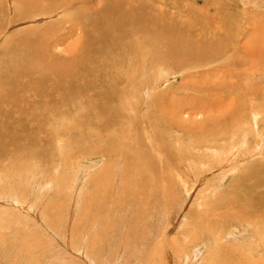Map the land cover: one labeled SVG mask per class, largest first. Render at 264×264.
Listing matches in <instances>:
<instances>
[{
  "label": "rangeland",
  "instance_id": "rangeland-1",
  "mask_svg": "<svg viewBox=\"0 0 264 264\" xmlns=\"http://www.w3.org/2000/svg\"><path fill=\"white\" fill-rule=\"evenodd\" d=\"M20 1L0 0V15L3 16V18L2 16L0 17V21H2L0 24L4 28L0 33V52L22 46L26 44V38L24 37L34 36L33 38L37 39L40 43L44 42L43 44H45L46 42L45 45H38V51L41 53L43 51L46 53L52 51L50 52V54L52 53L50 56L40 57L48 65L60 62L63 64L70 63L72 65L75 57H79L82 53L90 55L93 60L91 63H88L87 58L83 59L82 61L85 62L83 69L68 66L73 71L64 77L75 87L74 98L76 99H74L72 105L71 100L65 104L63 101H59L61 105L60 113H56V116L51 117L52 121L49 122L50 125L48 124L49 117L46 115H43V117L34 115L33 117L35 119L45 118L47 122L30 125L28 121L25 122L26 118L24 117L27 116L18 117L17 114L11 113L9 115V121H6L0 114V120L6 124V127H1L0 125V133L17 137L19 143L24 148L19 152L17 150L15 154L9 153L4 158L0 157V237L3 236L0 241L3 242L8 238H12L15 229H17L18 238L20 237L23 241V252L26 256L24 259L21 257L14 264H173L172 254L168 250L169 246H175L177 248L175 255L177 254V250L179 254L183 252L189 253L182 255V258H186L183 264H221V260H228L231 264V261L234 259L250 263L255 259H263L264 0H246V4L240 3V0H213L221 2V6L225 8L227 17L233 16L229 21L221 24L218 23L220 21L218 18L212 17L214 12L212 7H208V9L202 8L205 3L211 0H201L196 3L191 0H168V2H171L168 5V12H175L176 7L179 6L184 12H192L193 14L200 15L201 19L197 18L196 21L192 22V29H195V33L197 34L193 33L194 38L208 43L206 45H210L211 41L221 42L222 50L220 59L209 62L205 66H191L185 71L178 70L176 66L171 64L170 68L162 65L154 68L155 64L150 63L147 57L144 58L145 60L143 62L145 68L143 66L144 69L141 70L142 67L137 69L135 64L128 62V59H132V56L125 58L127 65L120 67V69L117 66L115 69L116 65L113 58L110 56V61L107 57L109 47H98V51L95 48L85 50L81 44L75 47L78 42L80 43L81 39L90 35L101 34L104 26L101 18L105 17L111 9L120 8L119 0H67L72 6L70 11L60 12V9H56L51 15H40V18L38 17L39 15L35 16L28 11H23ZM158 7V0H143L137 9L141 10L143 14H151ZM240 7L241 9L243 7L248 9L250 13H243L246 16L239 15L241 13ZM258 11L260 12L257 13ZM5 13H8V15H5ZM176 14V17L165 18L166 20L163 19L160 22L167 23L171 21L174 25L177 24L179 25L178 27H183L185 30V25H183L182 21H187L186 23H188L192 19V16L186 13L182 16H179L178 13ZM237 17L240 19H237ZM246 17L251 22L246 23L248 25L245 32H243L245 28L241 27V21L243 20L242 24H244V21L247 19ZM8 18L9 21H12L11 24H9ZM23 19L24 23L21 22ZM35 19L38 20L35 21ZM232 22L235 24H232ZM237 22L239 23L237 24ZM55 23L56 27L53 28ZM226 23L232 28L230 29ZM252 26L255 30H251ZM49 30L51 31L49 32ZM119 31V35L110 38L104 43L110 42L114 46L115 42L118 41L119 44L123 45L122 50H124L129 40L141 38L144 34L135 32L127 26H120ZM231 34L235 36L233 37ZM129 43L135 44L133 41H129ZM27 50L30 49L25 48L19 51L16 62L25 63L30 60L37 61L26 52ZM146 50L145 47L142 48L143 54L141 56H145L147 53ZM8 52H6V55ZM213 54L215 55L216 53ZM227 62L230 63L228 64ZM140 70L144 75L142 77L137 76ZM156 70L160 72L158 74L159 76L156 74ZM75 71H79V73ZM208 71L210 72L208 73ZM71 75L72 77H70ZM156 76L160 77L161 82H163L162 85H159L161 82L157 83V85L148 84L154 82L153 80ZM144 77L147 79L145 78L144 80ZM143 80L145 83H143L142 90L145 86L147 90H145V93L142 91L141 95H139L140 92L134 95L136 93L135 86ZM128 81H131L133 85L129 86ZM18 83L21 89H26L24 81ZM149 86L157 87L155 93L159 94L160 97L155 102H153V99L151 100V104L154 106H151V109L146 112V105L144 106L138 100L133 101L132 98L139 99L140 97L143 103L146 102L148 99L146 93ZM2 92H8L7 86L0 89V94ZM54 96L52 95V97ZM129 106H132L133 109L127 110ZM41 110L36 109V111ZM134 110L135 112H133ZM143 118L147 119L145 122L147 124L148 121L149 125L144 124ZM200 120L204 121L206 126L198 127L202 122L199 123ZM63 123L69 124L67 129L62 128ZM253 123L257 124L256 131L252 125ZM9 125H12L11 128L7 127ZM146 126L147 128H144ZM52 128L64 132L61 133L63 136L61 135L60 137L54 133L53 137L59 138L56 142L51 141V136L48 132ZM205 128L207 131H212L216 135L215 137L218 136L220 130L222 135V131L226 129V137L223 135V138L218 139L219 141H216L214 144V148L217 152L219 151L218 153L221 154V148L225 150V153L229 150L233 152L237 148L235 158L239 159L241 157V153L239 155V152L246 147L251 150L253 149L250 153L252 157L239 160L237 165L232 167L233 171L229 172L228 177L222 181H218L221 172L216 171V168L214 169L215 171L213 169L205 170L206 172L200 175L202 176L206 173L205 180L194 182L195 184L193 183L192 186L186 183L187 186L191 187L187 191V194L182 196L184 191H179V179L176 181L179 178L177 175L183 172L182 166L175 162L177 166L169 171L165 155H168L172 161H175L179 155L183 158L185 150L191 149L189 144H192L194 141L200 142L206 140L205 135L207 133L205 132ZM152 130L155 131L152 132ZM232 133L234 135H231ZM40 134L43 136L42 140L39 139ZM151 135L152 138L154 137L153 139L160 142V146L163 145L159 153L156 149H151L147 144L152 143L153 139ZM62 137L65 139H60ZM66 137H69L70 141ZM133 138L138 140L139 148L137 147L132 150L135 152V159L131 160L129 159L131 158L130 153L124 149V144L128 142L130 147L135 146L136 141ZM58 140L61 141V145L57 143ZM175 140L177 141L176 143ZM230 141L234 142L235 146H230V149H227V145L224 146V144ZM2 142L3 140L0 141V144ZM242 143L246 146H242ZM111 148H114V153H116L115 158L114 156L110 158L107 154V151H111ZM179 149L180 151H178ZM165 151H167V154L165 153L164 155ZM209 152L207 151V153ZM143 156L150 158L149 161L152 162L154 174L150 170L146 172L145 167H140L137 170L133 169L130 162L136 163ZM226 158L227 155H225V160ZM17 159L26 160L25 162L28 163V170L26 172L29 169L32 171L35 169L38 170L39 173L36 177L38 178L39 184L43 182L41 179H45L44 185L39 189L40 194L45 191L38 198V200H43L38 202L39 210L25 207L27 204L20 201L19 198H16L17 202H15V205L12 202L6 205L4 204L5 201L2 200L9 194V185L13 186L16 184L17 186L20 183L21 177L28 174L18 170V167H23V163ZM198 159H194L192 161L193 164H201L202 158L200 160ZM10 160H15L16 165L14 167L10 165ZM158 162H161V165H165L163 169H165L166 174L169 172L175 174L174 176L170 173L171 184H167L168 186L166 188H163V186L167 180L163 183L160 181V177H169L163 176V172H159L161 167L160 164L158 167ZM110 164H112L111 167ZM74 167L75 170L73 169ZM224 167H227L226 164L219 165L217 166V170H221ZM256 167H260L258 176L249 172ZM85 168L87 170L85 172L82 171L81 182L77 178L74 179V192L71 189L72 187H66L68 183L72 184L73 173ZM108 169L109 173L107 174ZM123 170L129 172L127 173L128 175H126V172L123 175ZM114 171L117 172L115 173ZM130 171L133 172L131 173ZM112 173H115L114 175L118 177L117 181L112 178L114 176ZM96 174L97 178L93 180ZM176 176L177 178H175ZM200 176H197V179ZM122 177L124 182L121 180ZM107 178L109 179L110 186L107 185ZM85 179L88 180L84 185L83 182ZM33 180L34 178L28 180L30 187L34 185ZM190 180L188 178V182ZM216 180L220 183V188L212 190ZM23 181L25 183V180ZM102 183L105 185L103 186ZM99 185H101L102 189ZM97 190L99 192L101 191L102 195ZM17 191L19 190L17 189ZM87 191L89 192L87 193ZM92 191L95 192L94 196ZM153 191L154 197L152 194ZM33 192L37 194L34 189ZM103 192L105 194L108 192V195H105ZM110 193L113 195V199L109 196ZM13 194L15 197H18L16 193ZM104 195V199H101ZM96 196L98 199L96 198V200L92 201ZM111 199L112 201L109 202ZM103 200L105 201L103 202ZM203 202L206 204L204 207ZM33 204L35 203L33 202ZM114 204L116 207H112L115 206ZM149 205H153L151 212H144V210L148 209L147 207ZM86 206L89 208L85 210V214L84 210L82 211L81 209ZM109 207H111L110 213L106 211ZM169 207L174 210L172 214L167 211ZM99 211L104 212V214ZM122 212L127 214H123L121 218L127 215L126 219L128 222H124L126 221L124 218V221L121 222L120 215ZM78 213L81 216L84 215L82 218L86 220L87 227L85 226V222L83 224L84 226L76 225V221L78 222L80 216ZM91 213L92 215L89 216ZM139 215H143L144 219V225L140 227L136 226L135 221L138 220L135 217ZM41 220L43 221L41 222ZM243 220L250 224H247ZM251 220H259V224L255 226V223L251 222ZM122 223L123 225L121 226ZM54 224L58 226L55 227ZM92 227L93 232L90 230ZM257 227L260 228L258 229ZM81 229L82 231L80 232ZM80 233L83 234L81 235ZM88 233H91L90 237L94 239H91L87 235ZM98 233H101V237L99 238L98 236L100 234ZM62 234H64V237H62ZM128 234L130 235L128 236ZM133 234L136 236L133 239L134 241L132 240ZM218 234L221 237H216ZM77 235H81L80 239ZM105 236H108V238ZM64 240L66 241L63 242ZM187 240H196L194 241L196 243L194 246L190 244L191 242L188 243L186 249L184 244ZM208 243L210 244L208 247V249L210 248L209 252L207 250ZM221 243H225L226 245L221 246ZM248 244H251L249 247L253 248L254 253L251 254L248 252ZM0 249V264H10V261L15 260L12 257L13 253L8 256L10 252L8 246L6 247L2 244ZM198 249H200V252L197 254L196 251ZM161 260H164L166 263H163Z\"/></svg>",
  "mask_w": 264,
  "mask_h": 264
},
{
  "label": "bare ground",
  "instance_id": "bare-ground-1",
  "mask_svg": "<svg viewBox=\"0 0 264 264\" xmlns=\"http://www.w3.org/2000/svg\"><path fill=\"white\" fill-rule=\"evenodd\" d=\"M120 1V8H114V9H111L109 11V13L101 18L102 21L104 22V26H103V29H102V32L101 34H96V35H90L86 38H83L81 39L80 43L78 42L76 44L75 47H77L78 44H81L83 46V48L85 50H90L91 48H95L96 51H98V47L100 48H103V47H109V51L107 52V57L108 59L111 61L110 59V56L113 58V61L115 62V69L117 68V66L119 67H123L124 65H127V62L125 60L126 57H129V56H132V59H128V62H131L133 64H135L137 66V69H140L141 67V70L145 68L144 66V58H148L150 60V63H154L155 67H160V65L162 66H167L170 68V64L171 65H174L176 66V69L178 70H188V68H190L191 66H205L207 65V63L209 62H213V61H216V59H220L221 58V50H222V47H221V42L220 41H211V44L210 45H206L208 43H204L202 40L200 39H197V38H194V35L193 33H195V29L193 30L192 29V22L193 21H196L197 18H200V15H196V14H193L192 12H184L182 11L179 6L176 7V11L175 12H168V5L171 3V2H168V0H158V3H159V7L157 8V10L151 14H143L141 10L137 9L139 4L143 1V0H119ZM174 1V0H173ZM192 2L196 3V2H199L201 0H191ZM10 3V2H9ZM55 3V4H54ZM240 3L242 4H246L247 1L246 0H240ZM250 3V2H249ZM15 4V2H14ZM20 4L22 5V10L24 11H28L29 13H32L33 15L35 16H38L39 18L44 14H49L51 15L56 9H60L59 11L60 12H65V11H70L71 10V5L69 3V1L67 0H21L20 1ZM259 4V3H258ZM257 5V4H256ZM54 7V8H53ZM208 7H212L214 12H213V15L212 17L214 18H218V23L221 24L225 21H229V19L233 16H230V17H227V15L225 14V8L223 6H221V2H218V1H209L208 3H205V5L202 7V8H206L208 9ZM244 8V7H243ZM241 9V13L239 15H245L243 13H246V12H249L248 9ZM10 9V8H9ZM260 10V9H259ZM2 11V10H1ZM5 11V10H4ZM12 11V10H11ZM202 11V10H201ZM205 11V10H204ZM57 12V11H56ZM55 12V14H56ZM59 12V13H60ZM260 11H258L257 13H259ZM1 13V12H0ZM3 13V12H2ZM28 13V14H29ZM179 14V16H182V15H185V13L187 15H191L192 16V19H190L188 21V23L183 22V25H185V30L184 28H180L178 27L179 25H174V23H172L171 21L170 22H165V23H161L163 19L165 18H169V17H176L177 14ZM250 13V12H249ZM4 14V13H3ZM247 14V13H246ZM5 15H8V13ZM41 15V16H40ZM54 15V14H53ZM59 15V14H58ZM217 15V16H216ZM249 15V14H248ZM2 15H0L1 17ZM12 16V15H11ZM246 16V15H245ZM255 16V15H254ZM252 16V17H254ZM9 17H10V14H9ZM235 17V16H234ZM3 18V16H2ZM13 18V17H12ZM11 18V19H12ZM29 18V17H28ZM247 18V17H246ZM250 18V17H249ZM6 19V17H5ZM47 19V17H46ZM49 19V18H48ZM52 19V18H50ZM57 19V18H56ZM176 19V18H175ZM178 19V18H177ZM201 19V18H200ZM207 19V18H206ZM237 19H240L239 17H237ZM253 19V18H252ZM3 20V19H2ZM38 20V19H35V21ZM42 20V19H40ZM166 20V19H165ZM5 21V20H4ZM3 21V22H4ZM8 21H9V18H8ZM7 21V22H8ZM24 19L21 21L23 22ZM35 21H34V24H35ZM161 21V22H160ZM175 21V20H174ZM177 21V20H176ZM236 21V20H234ZM243 21V20H242ZM242 21H241V27H244V31L246 30L247 28V25L246 23H250L251 20L250 19H246L244 21V24H242ZM2 21H0L1 23ZM15 22V21H13ZM164 22V21H163ZM200 22V21H199ZM257 22V21H255ZM12 21H9V24H11ZM24 23V22H23ZM26 23V22H25ZM60 23V22H59ZM208 23V22H207ZM230 23V22H229ZM239 22H237L238 24ZM2 24H5V23H2ZM200 24V23H199ZM227 24V23H226ZM225 24V26H226ZM232 24H235L232 22ZM33 25V24H32ZM62 25V23H61ZM228 27L231 25L227 24ZM51 26H53L51 24ZM120 26H127L128 28L132 29L133 31L135 32H138V33H144L141 38H133L132 40H129V41H133L135 42V44H130L129 41L126 43L125 47H124V50H122V47L123 45L122 44H119L118 41L115 42V45L113 46L112 43L108 42V43H104L106 42L107 40H109L110 38L112 37H115L117 35L120 34V31H119V28ZM233 26V25H232ZM257 26V25H256ZM56 27V23L55 25L53 26V28ZM64 27V26H63ZM67 27V26H66ZM203 27V26H202ZM234 27V26H233ZM258 27V26H257ZM62 28V27H61ZM205 28V26H204ZM230 28V27H229ZM232 28V27H231ZM230 28V29H231ZM256 28V27H255ZM67 29V28H66ZM71 29V27H70ZM202 30V28H200ZM4 28L1 27V24H0V33L1 31H3ZM52 30V29H51ZM49 30V32L51 31ZM206 30V29H205ZM251 30H255L253 29V26L251 28ZM257 30V29H256ZM264 30V29H263ZM9 31V30H8ZM44 31V30H43ZM48 32V30H46ZM45 31V32H46ZM204 31V30H202ZM207 31V30H206ZM44 32V33H45ZM231 32V31H230ZM222 33V32H221ZM8 34V33H7ZM6 34V35H7ZM196 34V33H195ZM199 34H201L199 32ZM198 34V35H199ZM254 34V33H253ZM252 34V35H253ZM258 34V33H257ZM37 35V34H36ZM197 35V34H196ZM232 35V34H231ZM262 35V34H261ZM12 36V35H11ZM41 37V35H39ZM233 36V35H232ZM235 36V35H234ZM233 36V37H234ZM28 37V38H27ZM34 37V36H33ZM33 37H29V36H26L24 38H26V44H23L22 46H19V47H13L11 49H8V51L4 50L3 52H0V54H2L1 57L0 56V89H3L4 86H7V89H8V92H2L0 94V114L1 116L6 120V121H9V118H10V114L12 113H15L18 115V117H24V116H27V117H24L26 118V121H28V124L30 125H34V124H43L44 122H47L45 120V118H37L35 119L33 116L34 115H38L39 117H43V115H46L47 117H49L48 119V124L49 122L52 121L51 117L52 116H56L57 114L56 113H60V109H61V105L59 104V101H63V103L65 104L67 101L71 100V105L74 101V94H75V87L73 86L72 83L69 82V80L67 78H65L64 76H67L68 74H71L73 70L69 69L68 66H73V67H76L77 69H83L84 65H85V62H83L82 60L83 59H88V63H91L92 62V57L86 53H82L79 57H75L74 61H73V64L70 65L69 64H63V63H53V64H46L45 62H43L40 57H45V56H50V51L48 54L43 51L42 53L40 51L37 50L38 48V45H45L43 43H40L39 41H37V39H34ZM37 37V36H36ZM263 37V36H262ZM18 39V38H16ZM42 39V37H41ZM14 40V39H13ZM20 40V39H19ZM40 40V39H39ZM43 41L44 38L42 39ZM256 40V38H255ZM262 41V40H261ZM210 42V41H209ZM11 43V42H10ZM13 43V42H12ZM96 44H98V46H96ZM255 44V43H254ZM256 45V44H255ZM262 45V44H261ZM11 46V45H10ZM145 47V49H147V53L145 54V56H141V54H143L142 52V48ZM25 48H29L30 50H27L26 52L34 59H36L37 61L35 60H30V61H27V62H23V63H18L16 62L17 59L16 57L19 56V51L21 49H25ZM49 50V49H48ZM211 51L212 54H211ZM6 52H8V54L6 55ZM262 52V51H261ZM264 52V51H263ZM151 53V54H150ZM213 53H216L215 55ZM261 55V54H260ZM11 56V58H10ZM263 58V57H262ZM10 59V60H9ZM28 59V58H27ZM233 59V58H232ZM9 60V61H8ZM125 60V62H124ZM153 60V61H152ZM231 60V59H230ZM231 62V61H230ZM229 62V63H230ZM225 63V62H224ZM228 63V62H227ZM228 63V64H229ZM233 64V63H232ZM144 66V68H143ZM222 66V64H221ZM207 68V67H206ZM216 68V67H215ZM135 69V68H134ZM220 69V68H219ZM139 72V74H137V76L139 77H142L144 76L143 75V72ZM137 71V70H136ZM166 71V70H165ZM168 71V70H167ZM214 71V70H213ZM75 72H78L79 71H75ZM133 72V71H132ZM138 72V71H137ZM156 74L158 75L160 72L158 70L155 71ZM210 71H208L209 73ZM220 73V72H219ZM218 73V74H219ZM132 74H135V73H132ZM210 74H213V73H210ZM221 74V73H220ZM60 76H63L60 78ZM159 76V75H158ZM162 76V75H161ZM72 77V75L70 76ZM146 77H144V80H145ZM147 79V78H146ZM141 81L139 82L135 88H136V93H134V95L138 94V92H140L139 95H141L142 91L145 93V90H147L145 87L143 88L142 90V86H143V83H145V81ZM149 80V79H148ZM10 81V82H9ZM20 81H24L25 82V87L26 89H21L20 88V84L18 82ZM154 82H151V83H148V84H151V85H157V83H160L161 82V79L160 77H155ZM129 84V86H132L133 84L131 83V81H128L127 82ZM135 83V82H134ZM141 83V84H140ZM163 82H161L159 85H162ZM242 83V82H241ZM135 85V84H134ZM223 86V85H222ZM148 87V85H147ZM185 87V86H184ZM151 88H153V90H151ZM157 87L155 86H149V89L147 91V95H148V99L146 102H142V99L139 97V99H135V98H132L133 101H136L138 100V102L141 101V103L145 106L146 105V112H148L150 109H151V106L153 107L154 105L151 104V100L153 99V102L156 101V99L158 97H160L159 94L155 93ZM149 90H150V93H149ZM223 90V89H222ZM231 90V89H230ZM228 91V90H227ZM222 94V93H221ZM237 94V93H236ZM52 95H55L54 97H52ZM145 95V94H144ZM143 95V96H144ZM162 96V95H161ZM147 97V96H146ZM78 99V98H77ZM125 100V99H124ZM235 100V99H234ZM37 101V102H36ZM130 101V100H129ZM239 101V100H238ZM125 102V101H124ZM158 102V101H157ZM248 102V101H247ZM130 104V102H128ZM245 103V102H244ZM129 104H126V105H129ZM248 104V103H247ZM142 105V106H143ZM156 106V105H155ZM251 107V106H250ZM239 108V107H237ZM243 108V107H241ZM245 108V107H244ZM36 109H42L41 111H36ZM132 106L128 107L127 110H132ZM191 109V107H190ZM240 109V108H239ZM136 110V109H135ZM135 110L133 112H135ZM220 110V109H219ZM249 110V109H248ZM46 111V112H45ZM234 111V109H233ZM241 111V110H240ZM250 111V110H249ZM144 111V113H146ZM251 112V111H250ZM46 113V114H45ZM229 113V112H228ZM151 114V113H150ZM218 114V113H217ZM217 114H216V117H217ZM234 114V113H232ZM245 114V113H244ZM251 114V113H250ZM132 115V114H131ZM134 115V113H133ZM132 115V116H133ZM238 115H239V112H238ZM59 116V115H58ZM162 116H164L162 114ZM233 116V115H232ZM130 117V115H129ZM135 117V116H134ZM145 117V115H144ZM150 117V116H149ZM238 117V116H237ZM244 117V116H243ZM132 118V117H131ZM142 118V117H141ZM147 118V117H145ZM228 118V117H227ZM245 118V117H244ZM251 118V116H250ZM148 119V118H147ZM147 119H144V122L145 120ZM165 120H168L167 118H164ZM216 119V118H215ZM214 119V120H215ZM233 119V118H232ZM236 119V118H235ZM241 119V118H240ZM133 120V118H132ZM142 120V121H143ZM154 120V119H153ZM238 120V119H237ZM261 120V119H260ZM202 120L199 121V123L201 122ZM138 122V121H137ZM151 122V121H150ZM161 123V122H160ZM263 123V122H262ZM146 124V122L144 123ZM147 124H148V121H147ZM146 124V125H147ZM0 125L1 127H6V124L5 123H2V120H0ZM50 125V124H49ZM69 124L67 123H63L62 125V128L63 129H67ZM149 125V124H148ZM206 126V123L204 121H202L198 127H203V126ZM208 125V124H207ZM255 131H256V128H257V124L256 123H253L252 124ZM12 125H9L7 126L8 128H11ZM145 126V125H143ZM53 127V126H52ZM70 127V126H69ZM151 127V126H150ZM50 128V127H49ZM144 128H147L144 127ZM152 128V127H151ZM158 128V127H157ZM149 129V128H148ZM147 129V130H148ZM153 129V128H152ZM141 130H142V127H141ZM226 130V129H225ZM223 130L222 131V135H221V130L218 132V136L215 137L216 135L211 131H207L206 128H205V132L207 133V135H205V138L206 140L204 141H194L192 144H189L191 149H186L185 150V154H184V157L181 158L180 155L179 157L175 160V161H172L170 160V158L168 157V155L166 156L165 153L167 154V151L164 152V155H165V160H166V163L168 164V168H169V171L170 169H174L177 164L179 163L181 166H182V170L183 172L182 173H179L180 175H177L179 178H177V176L175 178L176 181L178 180V186H180L179 188V191H184L182 196L183 195H186L187 194V191L189 190V188L193 185L194 182H200L202 180H205L204 177L205 175H207L206 173L202 176H200L202 173L206 172L205 170H211L213 169V171H219L221 172V176L220 178H218V181H222L224 178L228 177V173L229 172H232L233 171V168L232 167H235L238 163L239 160H245L246 158L249 159L252 157V154H250L253 149H248V148H243V150L241 152H239V155L241 153V157L239 159L235 158V156L237 155L236 151H237V148L234 149V151L232 152V150H229L225 153V150H223L221 148V154L217 152V150L214 148L215 147V142L216 141H219L218 139L220 138H223V135L226 137L225 133L227 131ZM228 130V129H227ZM138 131V130H136ZM135 131V132H136ZM143 131V130H142ZM151 131V130H150ZM155 131V130H152V132ZM232 131V130H230ZM44 132V131H43ZM51 136V141L52 142H56L57 139H59L58 137H60L62 134L61 133H64L63 131H60L58 129H49L48 131ZM129 132V131H128ZM233 132V131H232ZM254 132V131H253ZM54 133L58 134V137H53ZM131 133V132H130ZM138 133V132H137ZM140 133V132H139ZM145 133V132H144ZM157 133V132H156ZM155 133V134H156ZM125 134V133H123ZM153 134V133H151ZM136 135V134H135ZM157 135V134H156ZM231 135H234V133H232ZM63 136V135H62ZM144 137V136H143ZM149 137V136H148ZM68 138V141H70L69 137H66ZM132 138V137H131ZM142 138V137H141ZM145 138V137H144ZM151 138H152V135H151ZM154 138V137H153ZM152 138V139H153ZM39 139L42 140L43 139V136L40 134L39 135ZM60 139H65L64 137L60 138ZM135 141H136V145L133 146V147H130V145H128V142L124 144V149L126 151H128L130 153V157L129 159L131 160H134L135 159V152L132 151L134 148H137L139 146L138 144V140L133 138ZM147 139V138H146ZM3 142L0 144V157H5V155L7 154H12V153H16L17 150L18 152L21 150H23V146L19 143L18 141V138L13 136V135H9L7 136L6 134L4 133H0V141ZM126 140V139H125ZM148 140V139H147ZM262 141V139H260ZM127 141V140H126ZM149 141V140H148ZM224 141V140H223ZM122 142V141H121ZM174 142V141H173ZM177 141L175 140V143ZM244 142V140H243ZM59 145H61V141L58 140L57 142ZM118 143V142H117ZM120 143V142H119ZM123 144V143H122ZM149 145V147L151 149H156L157 152L159 153L161 151V149L163 148L162 146L163 145H159L160 142H158L156 139H153L152 140V143H147ZM243 144V143H242ZM241 144V145H242ZM258 144V143H257ZM264 144V143H263ZM227 145V149H230V146H235V143L234 142H227L224 144V146ZM242 146H246V145H242ZM241 146V147H242ZM19 148H22V149H19ZM105 148V147H104ZM131 148V149H129ZM139 148V147H138ZM9 149V150H8ZM145 149V148H144ZM239 149V148H238ZM44 150V149H43ZM216 150V151H215ZM258 150V149H257ZM180 151V149L178 150ZM207 151H210L209 153H207ZM42 152V151H41ZM156 153V152H155ZM233 153V154H232ZM107 154L108 156L111 158V156H114V158L116 157V153H114V148H111V151L108 150L107 151ZM142 154V153H141ZM157 154V153H156ZM232 154V155H231ZM236 154V155H235ZM158 155V154H157ZM225 155H227V158L225 160ZM120 157V156H119ZM198 158H202V162L201 164L200 163H197L195 165V163L193 164V160L194 159H198ZM7 159V158H6ZM142 159H144V161H142ZM191 159V160H190ZM198 159V160H200ZM216 159V160H215ZM9 160V159H8ZM17 160H20L22 163H23V167H18V170L19 171H24L26 172L28 170L27 168V162H25L26 160L24 159H17ZM116 160V159H115ZM150 158L148 156H143L142 158H140L136 163H133V162H130L133 169L134 170H137L139 169L140 167H145L146 169V172L148 170L151 171L152 174L153 173V165H152V162L149 161ZM197 160V161H198ZM15 160H10V165L11 166H15ZM106 161V160H105ZM112 161V160H111ZM188 161H190V163H188ZM195 161V162H197ZM218 161V162H217ZM222 161V162H221ZM227 161V162H226ZM247 161V160H246ZM110 163V162H109ZM159 164H160V169H159V172H163L162 174H164L163 176H168L169 178H162L160 177V181H162L164 183V181L167 180L166 184L164 183V186L163 188H166L168 185L167 184H171L170 182V173L172 172H169L168 174L165 173V169H163V167L165 168V165H161V162H158V167H159ZM166 164V165H167ZM222 164H226L227 167H224L223 169L221 170H217V166L219 165H222ZM112 164H110V167H111ZM114 165V163H113ZM116 165V164H115ZM124 165V163H123ZM130 165V166H131ZM77 166V165H76ZM75 166V167H76ZM129 166V168H130ZM73 167V166H72ZM71 167V168H72ZM75 167L73 168L75 170ZM78 167V166H77ZM119 167V166H117ZM124 167V166H123ZM103 168V167H102ZM125 168V167H124ZM128 168V167H127ZM216 168V169H215ZM228 168V169H227ZM232 168V170H231ZM72 169V170H73ZM77 169V168H76ZM132 169V168H131ZM130 169V170H131ZM204 169V170H203ZM215 169V170H214ZM224 169H227V170H224ZM87 169H79L78 172L75 171L74 174V177L72 178V184L71 183H68L66 187H72L71 189L73 190L74 192V186H75V178H77V180H80L82 179V171L85 172ZM113 170V169H112ZM122 170V169H121ZM125 170V169H124ZM123 170V175H124V171ZM105 171V170H103ZM107 174L109 173V169L107 170ZM111 171V169H110ZM260 171V167H256L254 168L253 170L249 171L251 173H253V175L255 176H258V173ZM113 172V171H112ZM115 172V171H114ZM117 172V171H116ZM115 172V173H116ZM131 173L133 171H130ZM135 172V171H134ZM28 173V174H26ZM25 176H22L21 179H20V183H18V185L16 186V184H14L13 186L9 185L8 187V192L9 194L4 197L2 200H4V204L8 205L10 202L13 203V205H15V202H17V199L16 198H19L20 201L26 203L27 205L25 207L27 208H34V209H37L39 210V207H38V202L40 201H43V200H38V198L40 197V195H43L45 193V191L43 193H39V189L41 188L42 185H44V181L45 179H41L43 180V182H41L39 184L38 182V178L36 177V175L39 173L37 169H35L34 171H32L31 169H29L28 172H26ZM105 173V172H104ZM114 173V174H115ZM127 173L129 172H126V175H128ZM98 174V173H97ZM97 174L95 175L94 179L95 180L97 178ZM113 174V173H112ZM111 174V175H112ZM113 174V175H114ZM121 174V172H120ZM151 174V176H153ZM174 176L175 174L172 173ZM200 176L198 179H197V176ZM72 176V175H71ZM122 176V174H121ZM131 176V175H130ZM150 176V177H151ZM106 177V176H105ZM108 177V175H107ZM110 177V176H109ZM125 178V176H123ZM123 177H122V182H124L123 180ZM128 177V176H127ZM126 177V178H127ZM30 178H34L33 182H34V185L33 187L29 186L30 184H28V180H30ZM37 178V179H35ZM39 178H42V177H39ZM101 178V177H100ZM115 181H117L118 177L117 176H113L112 177ZM157 178V177H156ZM181 178V179H180ZM188 178L191 179L190 182H188ZM25 180V183L24 181ZM88 179H85L84 180V185L86 184ZM112 180V179H111ZM126 180V179H125ZM130 180V179H129ZM128 180V181H129ZM158 180V179H157ZM101 181V180H100ZM106 181V179H105ZM107 185L110 186V182H109V179L107 178ZM77 182V181H76ZM81 182V180L79 181ZM77 182V183H79ZM131 182V181H130ZM206 182V181H205ZM119 185H120V182L118 181ZM128 183V182H127ZM190 184L191 186H187L186 185ZM207 183V182H206ZM19 184H21V186H19ZM70 184V185H69ZM98 184V183H97ZM96 184V185H97ZM129 184V183H128ZM195 184V183H194ZM103 185V183H102ZM105 185V184H104ZM103 185V186H104ZM222 185V184H221ZM78 186V185H77ZM82 186V185H81ZM100 188H101V185H99ZM57 187V186H56ZM217 187V188H215ZM76 188V187H75ZM96 188V187H95ZM220 188V183L217 182V180L215 181L214 183V186L212 187V190L213 189H218ZM19 190L16 192V190ZM33 189L34 191H36L37 194H35L33 192ZM90 189V188H89ZM102 189V188H101ZM100 189V190H101ZM109 189V188H108ZM127 189V188H125ZM76 190V189H75ZM79 190V189H77ZM117 190V189H116ZM94 191V190H93ZM92 191V192H93ZM99 192V190H97ZM103 191V190H101ZM100 191V192H101ZM68 192V191H67ZM78 192V191H77ZM89 191H87L88 193ZM96 192V190H95ZM95 192H93V196L95 195ZM99 192V194H100ZM106 192V190H105ZM1 193V191H0ZM3 193V192H2ZM13 193H16V195L18 197H15V195ZM18 193V194H17ZM104 193V192H103ZM108 193V192H107ZM105 194V195H108V194ZM158 193V192H157ZM97 194V192H96ZM148 194V193H147ZM146 194V195H147ZM153 197H154V191H153ZM159 194V193H158ZM14 195V196H13ZM66 195H68V193H66ZM87 195V194H86ZM91 195V194H89ZM98 195V194H97ZM101 195H102V192H101ZM102 196L101 199H104ZM157 195V194H156ZM221 195V194H220ZM4 196V195H3ZM73 196V194H72ZM92 196V195H91ZM90 196V198H91ZM111 198L113 195H110ZM109 196H108V199H109ZM15 197V198H14ZM101 197V196H100ZM107 197V196H106ZM181 197V195H180ZM88 197V199H90ZM97 196L95 197V199H93L92 201L96 200ZM152 198V197H151ZM150 198V199H151ZM98 199V198H97ZM107 199V198H105ZM113 199V198H112ZM112 199L109 201L111 202ZM138 199V198H137ZM155 199V198H153ZM38 200V201H37ZM149 200V199H148ZM105 200H103L104 202ZM154 201V200H153ZM163 201H165L163 199ZM204 201V200H203ZM33 202L35 204H33ZM83 202V201H82ZM115 202V201H114ZM11 203V204H12ZM89 203V201H88ZM102 203V202H101ZM204 203V202H203ZM18 204V203H17ZM87 204V203H86ZM96 204V203H95ZM97 204L99 205V202L97 201ZM23 204H21L22 206ZM37 207H36V206ZM76 205V204H75ZM81 205V204H80ZM79 205V206H80ZM83 205V204H82ZM101 205V204H100ZM115 205V204H114ZM174 205V204H173ZM206 204L204 203L203 204V207L205 206ZM20 206V207H21ZM41 206H42V203H41ZM41 206H40V209H41ZM106 206V205H105ZM109 206V205H108ZM11 207V206H10ZM24 207V206H22ZM112 207H116L115 206H112ZM153 205H149L146 209L144 210V212H147V211H150L151 212V209H152ZM157 207V206H156ZM160 207V206H159ZM89 207L86 206L84 207L83 209H81L82 211L86 209H88ZM111 207L107 208L106 211H108V213H110ZM122 208V207H121ZM120 208V209H121ZM24 209V208H23ZM77 209V208H76ZM95 209V208H94ZM104 209V207H103ZM123 209V208H122ZM160 209V208H159ZM162 209V208H161ZM213 209V208H212ZM42 210V209H41ZM93 210V209H92ZM96 210V209H95ZM116 210V209H115ZM118 210V209H117ZM164 210V209H163ZM209 210V209H208ZM207 210V211H208ZM72 211V210H71ZM122 211V210H121ZM120 211V213H121ZM153 211V210H152ZM168 213H173L174 210L173 208H168ZM215 211V210H214ZM30 212V211H29ZM80 212V211H79ZM100 212V211H99ZM130 212V211H129ZM209 212V211H208ZM72 213V212H71ZM75 213V212H74ZM83 213V212H82ZM81 213V214H82ZM102 213V212H100ZM112 213V212H111ZM119 213V212H118ZM157 213V212H156ZM79 214V213H78ZM86 214V212H85ZM87 214H88V211H87ZM104 214V212L102 213ZM106 214V213H105ZM123 214H127V213H124L122 212V214L120 215V218ZM23 215V214H21ZM26 216V214H24ZM80 215V214H79ZM92 215L89 214V216ZM110 215V214H109ZM163 215V214H162ZM76 216V215H75ZM84 216V215H83ZM83 216H79V219H78V222L76 221V225H81V226H84V222L86 221L84 218H82ZM86 216V215H85ZM88 216V215H87ZM88 216V217H89ZM96 216V214H95ZM98 216V215H97ZM101 216V215H100ZM103 216V215H102ZM127 216V215H126ZM126 216H123L124 220L126 219ZM164 216V215H163ZM162 216V217H163ZM235 216V215H233ZM119 217V215H118ZM161 217V216H160ZM20 218V217H19ZM52 218V217H51ZM58 218V217H57ZM70 218V217H69ZM68 218V219H69ZM72 218V217H71ZM77 218V216H76ZM92 218V217H91ZM97 218V217H96ZM123 218H121V222L124 221ZM130 218V217H128ZM223 218V217H222ZM246 219H249L247 217H245ZM50 219V218H49ZM99 219V218H98ZM97 219V220H98ZM135 219H138V220H135L136 221V226L140 227L142 225H144V219H143V215H139L137 217H135ZM73 220V218H72ZM80 220V221H79ZM82 220V222H81ZM92 220V219H91ZM100 220V219H99ZM118 220V219H117ZM143 220V221H142ZM239 220V219H238ZM257 220V219H256ZM262 220V219H261ZM260 220V221H261ZM43 220H41L42 222ZM46 221V220H45ZM62 221V220H60ZM59 221V222H60ZM101 221V220H100ZM120 221V220H119ZM223 221V220H222ZM245 221V220H243ZM259 221V220H258ZM258 221H252L253 223H255V226L257 224H259ZM118 222V221H117ZM120 222V223H121ZM124 222H128L127 219L126 221ZM246 222V221H245ZM263 222H264V218H263ZM92 223V222H91ZM90 223V224H91ZM109 223V222H108ZM119 223V224H120ZM221 223V222H220ZM219 223V224H220ZM247 223V222H246ZM70 224V223H69ZM72 224V222H71ZM70 224V225H71ZM89 224V222H88ZM93 224V223H92ZM103 224V223H102ZM130 224V222H129ZM241 224V223H240ZM244 224V223H242ZM247 224H250V223H247ZM50 225V224H49ZM52 225V224H51ZM55 225V224H54ZM53 225V226H54ZM73 225V224H72ZM95 225V224H94ZM111 225V224H110ZM123 225V223L121 224V226ZM153 225V224H151ZM225 225V224H224ZM58 226V225H57ZM55 225V227H57ZM77 226V227H78ZM85 226H86V222H85ZM96 226H99V225H96ZM105 226H108V225H105ZM126 226V225H125ZM131 226V225H130ZM52 227V226H51ZM87 227V226H86ZM85 227V228H86ZM90 227V226H89ZM153 227V226H152ZM152 227H151V230H152ZM63 228V226H62ZM98 228V227H97ZM96 228V229H97ZM122 228V227H121ZM126 229V227H124ZM258 229L260 227H257ZM53 229V228H52ZM68 229V228H67ZM77 229V228H76ZM75 229V230H76ZM80 229V228H79ZM78 229V230H79ZM90 229V228H88ZM264 229V228H263ZM56 230V229H55ZM58 230V229H57ZM75 230H74V234H75ZM84 230V229H83ZM87 230V229H86ZM91 232H93V227ZM89 230V232H90ZM70 231V230H69ZM77 231V230H76ZM82 231V229L80 230V232ZM85 231V230H84ZM83 231V232H84ZM125 231V230H124ZM123 231V232H124ZM131 231V230H130ZM67 232V231H66ZM65 232V233H66ZM86 232V231H85ZM102 232V231H101ZM105 232V231H103ZM122 232V233H123ZM236 232V231H234ZM60 233V232H59ZM64 233V234H65ZM73 233V232H72ZM95 233V232H94ZM106 233V232H105ZM108 233V232H107ZM156 233V232H155ZM62 234V237H64ZM77 234V233H76ZM79 234V233H78ZM81 234V233H80ZM83 234V233H82ZM81 234V235H82ZM91 234V233H90ZM90 234L88 233L87 235H89L90 237ZM100 234L98 236L101 237V233H98ZM121 234V233H120ZM127 234V233H126ZM157 234V233H156ZM19 235H20V232H19ZM70 235H71V232H70ZM80 235V236H81ZM94 235V234H92ZM103 235V234H102ZM107 235V234H106ZM122 235V234H121ZM130 234H128L129 236ZM132 235V234H131ZM73 236V234H72ZM78 236V235H77ZM75 236V237H77ZM80 236L79 239H80ZM84 236V235H83ZM232 236V235H231ZM3 236L0 237V239L2 238ZM34 237V236H33ZM74 237V236H73ZM77 237V238H78ZM97 237V236H96ZM108 238V236H105ZM216 237H221V235H216ZM68 238V237H67ZM91 238V237H90ZM103 238V237H102ZM126 238V237H124ZM136 236L133 234L132 236V240L135 239ZM231 238V237H230ZM66 239V238H64ZM69 239V238H68ZM73 239V238H72ZM91 239H94L93 237ZM90 239V240H91ZM122 239V238H121ZM197 239V237H196ZM102 240V239H101ZM131 240V241H132ZM66 240H64L63 242H65ZM75 241V240H74ZM83 241V240H81ZM93 241V240H92ZM113 241V240H112ZM134 241V240H133ZM196 240H187V242H185L184 246L185 248L187 249L186 245L188 243H190L191 245H195L196 242H194ZM204 241V240H203ZM90 242V241H89ZM235 242V241H234ZM72 243V242H71ZM87 243V242H86ZM91 243H94V242H91ZM202 243V242H201ZM2 244H4V246H8V249L10 250L8 256L13 253L12 257L15 259L14 261H10V264H14L15 261L19 260L21 257L24 259L25 254L23 252V248H24V244H23V241L21 240V238L19 237L18 238V231L17 229H15L14 231V234L12 235V238H8L6 240H4L3 242L0 241V246H2ZM74 244V243H73ZM72 244V245H73ZM200 244V243H198ZM216 244V243H215ZM223 245H226L225 243H221ZM231 244V243H230ZM197 245V244H196ZM229 245V244H228ZM251 244H248L247 245V250L249 253H254L253 251V248L249 247ZM36 246V245H34ZM210 246V244L208 243V246H207V250L209 252L210 248L208 249V247ZM262 246H264V243L262 244ZM118 247V246H117ZM257 248V247H255ZM254 248V249H255ZM29 249V248H28ZM76 249V248H75ZM176 247L174 246H169L168 250H169V253L172 254V263L173 264H183V262H185V259L186 258H182V255L184 254H189L188 252H183L182 254H179L178 253V250H177V254L175 255L176 253ZM34 250V249H32ZM72 250V249H71ZM111 250V249H110ZM206 250V252H207ZM213 250V249H212ZM244 250V249H243ZM1 251V249H0ZM39 251V250H38ZM123 251V250H122ZM214 251V250H213ZM102 252V251H101ZM127 252V251H126ZM200 252V249H198L196 251V253L198 254ZM238 252V251H237ZM243 252V251H242ZM41 253V252H40ZM118 253V252H117ZM133 253V251H132ZM211 253V252H210ZM39 254V253H38ZM92 254V253H91ZM142 254V253H141ZM239 254V252H238ZM31 255V254H30ZM217 255V254H216ZM220 255V254H219ZM245 255V254H244ZM170 256V255H169ZM208 256V255H207ZM210 256V255H209ZM30 257V256H29ZM49 257V256H48ZM177 257V258H176ZM196 257V256H195ZM247 257V256H246ZM191 258V257H190ZM213 258V257H212ZM236 258V257H235ZM263 259H255L253 261H251L250 263H245L243 262V260H238V259H234L231 261V264H264V257H262ZM48 259V258H47ZM189 260V258H187ZM247 259V258H246ZM249 259V258H248ZM54 260V259H53ZM174 260V261H173ZM207 260V259H206ZM209 260V259H208ZM163 261V263H166L164 260H161ZM31 262V261H30ZM169 262V260H168ZM189 262V261H188ZM257 262H261V263H257ZM106 263V262H105ZM203 263V262H202ZM221 264H230V262L227 261H222L220 262ZM30 264V263H29ZM186 264V263H184ZM198 264V263H197Z\"/></svg>",
  "mask_w": 264,
  "mask_h": 264
}]
</instances>
